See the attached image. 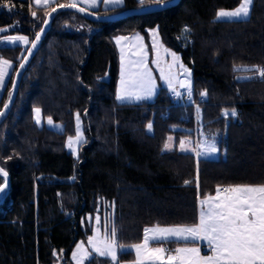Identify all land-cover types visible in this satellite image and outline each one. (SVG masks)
<instances>
[{
    "label": "trees",
    "instance_id": "obj_1",
    "mask_svg": "<svg viewBox=\"0 0 264 264\" xmlns=\"http://www.w3.org/2000/svg\"><path fill=\"white\" fill-rule=\"evenodd\" d=\"M165 1L124 0L118 8L96 13L112 15ZM29 2L14 0L11 11L0 7V28H8L0 37L33 38L40 30L45 8ZM239 3L181 0L165 11L112 24L89 23L70 12L54 18L0 124V167L10 179L0 204V264H55L59 256L72 264L73 248L92 233L86 216L106 211L117 245L137 246L147 227L196 225L198 200L218 187L264 185V78L245 71L264 67V0H254L248 19H216L219 10ZM183 25L190 30L185 48ZM154 27L189 68L192 101H200L196 111L173 105L164 89L150 102L117 101L114 39L147 38ZM23 54L18 46L0 47V61L14 64L1 102ZM34 108L64 131L37 127ZM233 108L237 116L225 118L224 111ZM75 113L82 117L85 136L77 160L65 149ZM195 113L202 134L217 142V160H196L176 147L164 150L170 137L177 144L192 135L183 128L193 129ZM133 261V252L121 251L116 264ZM86 264L112 263L93 256Z\"/></svg>",
    "mask_w": 264,
    "mask_h": 264
},
{
    "label": "snow or ice",
    "instance_id": "obj_2",
    "mask_svg": "<svg viewBox=\"0 0 264 264\" xmlns=\"http://www.w3.org/2000/svg\"><path fill=\"white\" fill-rule=\"evenodd\" d=\"M100 3L107 4L109 7H120L124 4V0H99ZM171 2V0H170ZM35 3L41 6H46L49 0H35ZM89 7H98L97 0H87ZM254 0H240V3L234 10H219L217 13V19L224 20H240L248 19L251 14ZM158 7H167V5L157 4ZM0 7L7 8L11 11L15 7L14 0H3L0 2ZM59 7L75 8L76 3H70L68 5L60 4ZM80 11H84L83 8ZM35 16V13H33ZM15 27V26H13ZM2 31V30H0ZM189 29H185V32H189ZM8 41L15 44L18 40H23L27 43L26 37H14L9 36ZM37 41L40 36L35 38ZM123 39V38H121ZM35 43L32 44L34 48ZM167 51V50H165ZM31 55V52L28 53ZM173 61H178L179 57L176 53H170ZM5 65H8V61H3ZM142 63V61L138 62ZM23 67V64L20 65ZM146 67V66H145ZM186 73L190 75L188 70L184 68L182 64L179 65ZM239 70V69H237ZM162 78L168 81V85L171 88V80L168 77L163 76V69L160 70ZM245 71H253L264 78V68L255 67L253 69H245ZM140 79L133 81L131 79H121V92L117 96V99L122 102H133L149 99L154 95L155 85L152 83L150 70L145 73L139 74ZM144 77H147L145 79ZM5 80L3 73L0 72V90L5 89ZM173 91H175L173 89ZM189 98H191L190 86H188L187 92ZM11 95V93H9ZM179 95V94H177ZM207 93H201L202 98ZM6 108L7 105H4ZM37 122L39 123L40 109L37 108ZM0 115H3L0 112ZM223 115L225 118L231 116L236 117V110L233 108L231 112L227 109ZM77 128L75 138H68V146L72 148L74 144H80L84 142L83 132L80 127L79 114L76 115ZM47 123L53 124L51 117L48 118ZM149 131L152 130V124L147 125ZM165 149H168V145H165ZM180 149L184 150L183 141L180 142ZM219 151L215 140L210 145L206 146V149L199 152L198 155L209 157L217 154ZM0 175L6 177L8 174L0 168ZM187 183V181H186ZM7 185V181L0 182V193H3L4 187ZM221 189L218 187L216 196H208L206 199L201 200V204H207V211H201L199 224L191 228H173L158 230L161 233H167V235H154L153 240L163 241L169 237H173L179 240L195 242L197 240H203L207 242V245L212 248L213 255L201 256L199 248H178L176 253L179 255H172L165 257L163 255V248H156L153 250V254L156 260L160 261V264H174L179 260V264H264V185L251 186V185H237L230 186L223 189L224 197L221 198ZM91 219V218H90ZM96 223L99 224L100 218H95ZM116 229L113 226L110 229L109 236L115 237ZM145 244L148 240L145 239ZM77 251H82L89 259L92 258L91 254L87 250L83 249V244L79 245ZM121 251H124L121 249ZM94 252L100 256H110L113 261L116 259L115 252L110 243L105 244V248H94ZM77 264H81L78 260Z\"/></svg>",
    "mask_w": 264,
    "mask_h": 264
},
{
    "label": "rangeland",
    "instance_id": "obj_3",
    "mask_svg": "<svg viewBox=\"0 0 264 264\" xmlns=\"http://www.w3.org/2000/svg\"><path fill=\"white\" fill-rule=\"evenodd\" d=\"M29 1H30L29 3L31 5V7H44L45 10H44L43 14L46 16V14L55 6H58L60 4H64V5L69 4L70 2H85L86 0H67V3H59V4H57L56 0H49V3L46 6H41V5L36 4L35 0H29ZM97 2H99V0H97ZM55 4H57V5H55ZM106 6L109 7L107 4H106ZM234 9H232V10H234ZM33 13L34 12L32 10L29 11V17L30 18L34 17ZM216 19H217V15H216ZM217 20H224V19H217ZM240 20H243V19H240ZM234 21H239V20H234ZM80 25H81V27H83V24L80 23L79 26ZM182 30H183V28H182ZM147 33H148L147 38H144L140 34H134V35H129V36H120V38L115 40V42H116L115 47H116V51H117V55H118V74H119V77L117 79L118 88H121L122 77L125 80H129V79L133 80L134 76H137L140 78V76H139L140 73H145L149 70L151 72L152 83L156 86L157 92L159 91V89H164L168 93L173 92V89L177 90L179 85H180L181 79H185L186 83L189 84V86H191L192 85V81H191V77H190L191 74L189 75L182 68L179 67V65L182 64L184 66V68H186L188 70V72L191 73L188 66L185 65L184 62L182 61L180 54L169 49L168 47H166L163 44L157 27H154L152 29H148ZM15 35H20V34H15ZM22 36H24V35H22ZM24 37H26L28 39V42H29L28 46H29L34 37L33 38H30L27 36H24ZM121 38H123V39H121ZM1 41L2 40H0V42ZM28 46L25 48H22V50H24V52H25L26 49L28 48ZM18 47H20V46H18ZM165 50H167V51H165ZM170 53H176V55L179 57V60L173 61V58L170 55ZM3 61H5V60L0 61V72L3 73V76L5 78V71L6 70L4 68ZM140 61H142V63H138ZM8 62L13 65V68H12V71H11L8 79H7V82L9 81V79L13 73V69H14V64L10 61H8ZM134 66H137L136 70H133ZM261 68H264V67H261ZM119 69H120V72H119ZM161 69H163V76L168 77L171 80V84H172L171 88L168 85V81L166 79L162 78L161 71H160ZM134 71H136V72H134ZM250 77L261 78L255 72ZM144 78L147 79V77H144ZM4 90L5 89L0 90V104H2L1 107L3 106L4 102L6 101V99L9 96V93H10V88H9L7 98L3 102H1V100H2L1 97L4 93ZM191 92H192V88H191ZM116 99H117V84H116ZM147 100H152V99H147ZM117 101L120 102V100H118V99H117ZM133 102H137V101H133ZM199 103H200V101H198V102L192 101V96H191L190 105H188V106H192L194 111H196L198 109ZM1 107H0V109H1ZM182 107H186V106H182ZM36 109L37 108H34L32 111V118H33V122L35 123V125L37 127H39V128L44 127V128L56 131V132L64 131V126L61 123L54 121L52 118L51 119L53 121V124L49 125L47 123V120L49 117H44L41 113V110H40L39 123H38L37 122L38 118H37V114L35 111ZM77 114H79V113H75L73 116V125H74L73 135L67 136L66 140H65L66 151L68 153H70L72 155V157L76 160L79 158V146L83 142L80 144H74L72 148H69L68 138L69 137L75 138L76 128H77V121H76V115ZM79 117H80V122H81L80 127H81V130L83 132V138L85 141L83 120H82V117L80 114H79ZM197 118L198 117L196 116V113H195L194 114V125H193L194 127H193V129L183 128L184 130L192 131L193 135H188V136H184V137L180 138V140L178 141L177 144L174 145V147H176L178 152L194 154L197 159L217 160L219 158L220 151H218L217 154L209 156V157H204L202 155H198L199 152H202L206 149L207 145H210L213 142V139H207L204 135L201 134L200 125L197 123V120H199V118L198 119ZM198 132H200V133H198ZM173 139L174 138L170 137V139H168V141L166 142V144L168 145L167 150H169V149L171 150L173 148L172 147L173 141H174ZM181 141H183L184 150L180 149V142ZM165 145H164V150H166ZM217 147H218V145H217ZM97 216H99V218H100L99 224H97L96 220H95V218ZM111 217L112 216H111L110 212H108V211L104 212L103 214H98V215H94V216H89V215L86 216L85 221L91 227L92 233L86 241L78 242L76 244V246L73 248L71 255H70V261L72 264H77L78 260L81 261V264H86V262L88 260H90L87 256H85L83 254L82 251H77L78 246L81 244H83V249L87 250V252L89 254H91L92 257L98 256L100 258H107L111 261L112 264L117 263L118 254H119L121 247H119L117 245L115 237L109 236L110 229L112 228ZM106 243H110L112 245L113 251L115 252V255H116L115 261H113L110 256H100L98 253L94 252L95 247L104 249ZM156 248H158V247L157 246L153 247L152 251L149 253L150 254L149 257L151 258V261H149L150 259L147 260V262L149 261L148 264H160V261L156 260L154 257V254H153V250ZM163 255L165 257H167L165 252L163 253ZM144 262H146V261H144ZM62 263H64L63 258L61 256H59L58 262L55 264H62Z\"/></svg>",
    "mask_w": 264,
    "mask_h": 264
},
{
    "label": "water",
    "instance_id": "obj_4",
    "mask_svg": "<svg viewBox=\"0 0 264 264\" xmlns=\"http://www.w3.org/2000/svg\"><path fill=\"white\" fill-rule=\"evenodd\" d=\"M180 1L181 0H171V2H170V0H168L165 2L159 3L160 5H167V7H158L157 6L158 3H156V4L149 5V6L140 7L137 9L124 10V11H121L119 13L112 14V15H100V14H97L94 12L87 11L85 9H84V11H80V9L82 7H79V6H76L75 8H68V7L61 8V7H59V5L53 7L46 14L44 22H43L40 30L37 32V34L32 39L30 45L28 46V48L24 52L22 59L16 68V71L14 72V75H13L12 81H11V86H10L11 95L8 96V98L6 99V101L4 102L3 106L0 109V112L3 113V115H0V124L8 116V114H9V112H10V110H11V108H12V106L16 100V97L18 95V91H19L20 84H21L22 78L24 76V73H25L26 69L28 68L29 64L31 63V61L33 60V58L35 57V55L37 54L38 50L40 49L42 42L44 41L47 33L51 29L54 18L58 14L70 12V13H74V14L78 15L79 17H81L82 19H84L85 21H87L89 23L112 24V23L127 20V19L132 18V17L144 16V15L155 14V13L165 11L167 9L175 7L177 4H179ZM65 5H68V4H65ZM0 30H2V31H0V36H1L3 33L8 31V28L4 27V28H0ZM37 35L40 36V39L38 41L35 39ZM33 43L36 44V46L34 48L32 47ZM29 52H31V55H28ZM21 64H23V67H20ZM179 86H180V88H185L187 86L186 80L181 79ZM4 105H7V107L5 108ZM0 168H2V167H0ZM0 177L3 179V181L4 180L7 181V185L4 187L3 193H0V204H2L4 202V199L8 195V192H9L10 179H9L8 175L6 177H4L3 175H0Z\"/></svg>",
    "mask_w": 264,
    "mask_h": 264
},
{
    "label": "crops",
    "instance_id": "obj_5",
    "mask_svg": "<svg viewBox=\"0 0 264 264\" xmlns=\"http://www.w3.org/2000/svg\"><path fill=\"white\" fill-rule=\"evenodd\" d=\"M153 1L158 2L159 0H153ZM70 3H73V2H70ZM75 3H76V6L82 7L83 9H85L87 11H90V12H94V13L98 12L99 10H107V9L118 8V7H115V6L107 7L106 4L100 3V2H98V7L91 8V7H89V4L87 3V0L85 2H75ZM219 21H234V20H219ZM9 36L24 37L22 35L2 36V37H0V40H2L0 42V47L20 46L21 48H25V47L28 46V43H29L28 39H27V43H25L23 40H18L15 44H13V43L8 41L7 38ZM118 38H120V37H117V38L114 39L115 46H116L115 40L118 39ZM4 68L6 70L5 71V78H4L5 79V85H6L7 79H8V77H9L11 71H12L13 65L11 63H8V65L4 64ZM136 68H137V66H134L133 70H136ZM119 72H120V69H119ZM134 72H136V71H134ZM118 77H119V74H118ZM139 79L140 78L137 77V76L133 77V81H137ZM120 92H121V88H118V81H117V96L120 94ZM156 94H157V88L155 86L154 87V95L151 98H149V99L153 100V98L155 97ZM152 100L145 99V100H141V101H137V102H126V103H142V102H150ZM120 102H122V101H120ZM196 116H197V114H196ZM197 123L199 124V120H197ZM187 133H189V131H187ZM198 133H200V132H198ZM201 134H202V132H201ZM174 145H175V140L173 141V145H172L173 148H174ZM188 154H191V153H188ZM196 160H199V159L196 158ZM208 160H211V159H208ZM224 188L225 187L220 188L221 189V193H220L221 198L224 197V193H223V189ZM226 188H228V187H226ZM212 196L215 197L216 193L214 195H212ZM204 199H206V198H201V199L198 200V205H197L198 220H197V224L196 225H194V226H166V227L154 226V227H147L143 231L142 242L139 245L133 246V247H121L119 252H121V249H123L124 251H131V252L134 253V261L131 262V263H128V264H148V262L151 261V258L149 257V255H150L149 253L152 251L153 247L158 245V243H169V244L175 246L176 249H178V248H199V252H200L201 256L213 255L212 248L209 247L207 245V242L203 241V240H197L195 242H191V241H184V240H179V239H176V238H173V237H169L167 240H163V241H159L158 242V241L152 239V237L154 235H161V234L167 235V233H161L158 230L173 229V228H191V227L197 226L199 224V221H200V213H201V211H205L206 212L207 208H208L207 204H203V205L201 204V200H204ZM145 239L148 240L147 244L144 243ZM172 255H179V254L176 253V251H175ZM167 257H169V256H167ZM147 260H149V261L147 262ZM144 261H146V262H144ZM174 264H179V260L175 261Z\"/></svg>",
    "mask_w": 264,
    "mask_h": 264
},
{
    "label": "built area",
    "instance_id": "obj_6",
    "mask_svg": "<svg viewBox=\"0 0 264 264\" xmlns=\"http://www.w3.org/2000/svg\"><path fill=\"white\" fill-rule=\"evenodd\" d=\"M183 33L185 34V36L182 39V48L187 47L188 45H190V41L189 38L186 36V32L185 29H189V27L187 25H183ZM188 33V32H187ZM188 86L189 84H187V86L185 88H178L177 90L168 93V99L169 101L173 104V105H179V106H188L190 105V98L187 94L188 92ZM192 88V85L190 86V90ZM179 94V95H177ZM226 188V187H225ZM158 248H163L166 253L167 256H171L175 250L176 247L169 244V243H158L157 245ZM64 264V263H62Z\"/></svg>",
    "mask_w": 264,
    "mask_h": 264
}]
</instances>
